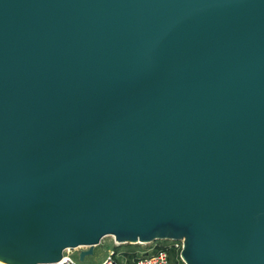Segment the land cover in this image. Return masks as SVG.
Segmentation results:
<instances>
[{"label":"water","instance_id":"95a60500","mask_svg":"<svg viewBox=\"0 0 264 264\" xmlns=\"http://www.w3.org/2000/svg\"><path fill=\"white\" fill-rule=\"evenodd\" d=\"M108 235L264 264V0H0V260Z\"/></svg>","mask_w":264,"mask_h":264},{"label":"rangeland","instance_id":"374dc122","mask_svg":"<svg viewBox=\"0 0 264 264\" xmlns=\"http://www.w3.org/2000/svg\"><path fill=\"white\" fill-rule=\"evenodd\" d=\"M114 238L110 235L105 236L101 239L100 243L98 244V248L96 253L93 255L92 258L88 260L79 261L80 264H99L105 257L108 256L110 250L114 248ZM163 243V244H169L170 240H154L151 242H142V243H123L118 246H116L115 249V258L118 259L120 264H130V262L127 260V257L125 255V252L129 251H135L136 253L140 254L143 251L150 250L152 247H155V244ZM81 249H85V247H78L74 249H69V253L73 258H76L78 256V253ZM179 258H175L174 264H186L180 257V251ZM123 253V254H122ZM129 258V257H128Z\"/></svg>","mask_w":264,"mask_h":264},{"label":"built area","instance_id":"2783aa9c","mask_svg":"<svg viewBox=\"0 0 264 264\" xmlns=\"http://www.w3.org/2000/svg\"><path fill=\"white\" fill-rule=\"evenodd\" d=\"M170 243L178 251L181 250L182 240H170ZM120 244L122 243L114 240V248L110 250L108 256L105 257L99 264H120L118 259L115 258L116 246ZM69 251V249L64 250L62 253V257L55 262H43L39 264H80L78 256L76 258H73L70 255ZM134 264H170V262L166 251L154 250V247H152V249H150L149 251L146 250L138 254L134 259Z\"/></svg>","mask_w":264,"mask_h":264},{"label":"trees","instance_id":"16d2710c","mask_svg":"<svg viewBox=\"0 0 264 264\" xmlns=\"http://www.w3.org/2000/svg\"><path fill=\"white\" fill-rule=\"evenodd\" d=\"M154 250L166 251L170 264H174V260L176 257L179 258L178 250L175 249L171 243L166 245L157 242V244H155ZM125 255L127 257V260L130 262V264H134V259L138 255V253H136L135 251H129V252H125Z\"/></svg>","mask_w":264,"mask_h":264},{"label":"bare ground","instance_id":"6f19581e","mask_svg":"<svg viewBox=\"0 0 264 264\" xmlns=\"http://www.w3.org/2000/svg\"><path fill=\"white\" fill-rule=\"evenodd\" d=\"M136 243H142V242H136ZM0 264H10V263H7V262L0 260Z\"/></svg>","mask_w":264,"mask_h":264},{"label":"crops","instance_id":"0c3cea01","mask_svg":"<svg viewBox=\"0 0 264 264\" xmlns=\"http://www.w3.org/2000/svg\"><path fill=\"white\" fill-rule=\"evenodd\" d=\"M123 254V253H122Z\"/></svg>","mask_w":264,"mask_h":264}]
</instances>
